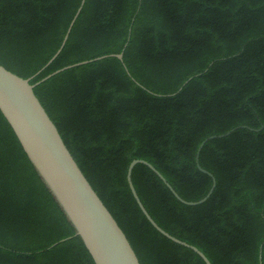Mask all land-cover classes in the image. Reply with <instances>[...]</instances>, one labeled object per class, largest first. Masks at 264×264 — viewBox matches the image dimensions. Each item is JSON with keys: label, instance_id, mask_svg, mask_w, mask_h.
<instances>
[{"label": "trees", "instance_id": "obj_1", "mask_svg": "<svg viewBox=\"0 0 264 264\" xmlns=\"http://www.w3.org/2000/svg\"><path fill=\"white\" fill-rule=\"evenodd\" d=\"M81 2L0 0V64L36 83L103 56L34 91L141 264L207 263L146 217L137 158L186 200L212 187L200 166L215 177L187 204L137 163L163 229L212 264H264V0H84L51 60ZM0 264H96L1 110Z\"/></svg>", "mask_w": 264, "mask_h": 264}, {"label": "water", "instance_id": "obj_2", "mask_svg": "<svg viewBox=\"0 0 264 264\" xmlns=\"http://www.w3.org/2000/svg\"><path fill=\"white\" fill-rule=\"evenodd\" d=\"M83 3L84 0H82L80 7L72 19L60 48L51 60L57 56L65 44L71 26L78 16ZM117 56L122 58L123 54L118 53ZM101 57L103 56L65 66L36 83L30 82L32 77H22L0 64V110L13 128L35 168L72 221L77 234L83 239L95 263L141 264L125 232L78 165L60 134L58 127L34 91L36 84L53 74L65 68ZM230 132L231 130L225 134ZM225 134H220L219 136ZM215 136L211 135L200 143L197 151V162L198 154L204 143L209 138ZM137 163L149 165L166 182L172 192L182 202L187 204H198L207 199L216 184L213 174L199 165L201 170L212 176L213 184L203 198L191 201L182 198L165 177L151 163L144 159L137 158L132 160L127 172L130 188L150 222L164 235L178 243L191 247L207 264H212L205 253L198 247L173 236L152 218L141 201L132 181V170Z\"/></svg>", "mask_w": 264, "mask_h": 264}]
</instances>
